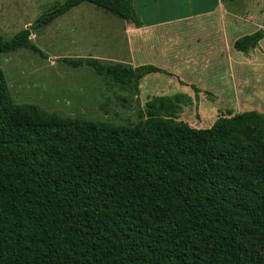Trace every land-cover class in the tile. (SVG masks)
<instances>
[{"label": "trees", "instance_id": "trees-1", "mask_svg": "<svg viewBox=\"0 0 264 264\" xmlns=\"http://www.w3.org/2000/svg\"><path fill=\"white\" fill-rule=\"evenodd\" d=\"M88 3L136 28L132 0H65L0 53L41 52L33 33ZM262 29L238 38L246 55ZM87 67L119 89L149 74L96 59ZM134 126L63 118L14 103L0 69V264H264V115L176 121L175 102L146 105Z\"/></svg>", "mask_w": 264, "mask_h": 264}, {"label": "rangeland", "instance_id": "rangeland-1", "mask_svg": "<svg viewBox=\"0 0 264 264\" xmlns=\"http://www.w3.org/2000/svg\"><path fill=\"white\" fill-rule=\"evenodd\" d=\"M145 1L149 4L143 7L133 0V8L151 26L147 30L128 29V22L84 3L30 36L41 54L23 49L0 53V69L14 103L63 118L122 126L144 120L146 105L160 98L175 102L176 121L196 129L243 112L264 115V40L246 55L231 49L234 39L262 29L264 0H223L225 11L242 23L225 26L224 39L218 42L212 31V37L203 31L217 29L215 19L202 17L214 0ZM64 2L0 0V35L8 40L30 29L38 17ZM189 16L193 20L180 19ZM177 29L186 34L174 35ZM65 58L134 69L151 65L166 74H149L137 85L119 89L87 67L67 66L61 62Z\"/></svg>", "mask_w": 264, "mask_h": 264}, {"label": "crops", "instance_id": "crops-1", "mask_svg": "<svg viewBox=\"0 0 264 264\" xmlns=\"http://www.w3.org/2000/svg\"><path fill=\"white\" fill-rule=\"evenodd\" d=\"M137 1H138V3L142 4L143 7H145V5H147V4H149V2L145 1V0H137ZM132 3H133V0H132ZM152 13H155V10H153ZM190 17H192V16L184 17V18H180V19L181 20H185L183 22L193 20V19H187V18H190ZM202 17L204 19H215L216 25H217V29H215V30H213V29L212 30L204 29L203 31L206 32V35H208L209 37L214 36V35H212L213 33L215 35H217V38L215 39V40H217V42L219 40H221V39H224L221 36H222V33H223V29H225V26L231 27V26L239 25L241 27V23H242V20L240 18L236 17L234 14L230 13L229 11L228 12L225 11L223 0H214V3L212 4V6H210L204 12H202ZM137 18H139V17H137ZM174 19H176V18H174ZM226 20H228L230 23L226 24ZM139 22H140V27H138V28H136L134 25L128 23V25H127V26H129L128 29L132 28L133 30H136V31H144V30H147V29H144V28H150L151 27V26L144 25L143 22H141L140 20H139ZM176 23H182V22L179 21V22H176ZM176 23H172V24H169L167 26L175 25ZM162 27H166V26H161V27L158 26L156 28H162ZM152 29L154 30V28H152ZM234 29H235V27H234ZM210 31H212V34H209ZM174 32H175L174 35H176V34L185 35L186 34V33H183L181 29H177ZM186 32H189V31H186ZM235 40L236 39H234L233 41H235ZM233 41L231 42V49H232Z\"/></svg>", "mask_w": 264, "mask_h": 264}]
</instances>
